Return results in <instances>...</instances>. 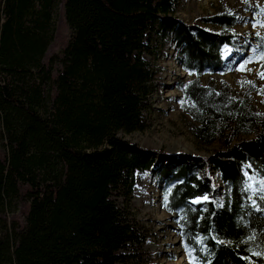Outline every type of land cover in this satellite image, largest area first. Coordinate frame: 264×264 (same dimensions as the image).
<instances>
[{"label": "trees", "instance_id": "1", "mask_svg": "<svg viewBox=\"0 0 264 264\" xmlns=\"http://www.w3.org/2000/svg\"><path fill=\"white\" fill-rule=\"evenodd\" d=\"M178 1L0 0V264L140 261L147 236L113 196L128 205L135 175L155 163L119 138L148 126L152 36L194 75L181 88L193 138L223 146L210 160L221 204L207 165L191 163L157 172L166 210L201 264H264V193L251 196L244 176L264 180V114L249 96L200 84L232 36L179 23Z\"/></svg>", "mask_w": 264, "mask_h": 264}, {"label": "rangeland", "instance_id": "2", "mask_svg": "<svg viewBox=\"0 0 264 264\" xmlns=\"http://www.w3.org/2000/svg\"><path fill=\"white\" fill-rule=\"evenodd\" d=\"M175 17L179 23L232 36L230 47L221 49L223 66L207 71L199 80L203 87L228 89L232 98L248 97L251 105L264 114V0H179ZM218 15L231 18L235 26L220 27L212 19ZM153 51L144 56L151 68L160 71L157 90L150 97V110L146 112L147 128L119 138L145 153L146 159L155 163L148 173L135 175V185L127 205L121 197L113 196L116 205L135 219L147 236L136 264H201L198 257L184 243L179 227V214L166 210L165 193L168 182L158 175L162 169H177L182 165L198 163L216 187L215 200L221 204L224 187L218 175L213 174L210 160L223 151L214 143L200 145L190 132L194 125L186 109L190 105L181 91L182 86L194 79L183 71L177 62L179 54L170 43L160 53L158 36H152ZM241 137L236 140H245ZM202 177V173L199 174ZM245 186L251 196L264 193V180L245 170ZM207 198L192 201L194 206L208 202ZM169 242H167L165 240ZM131 264V261L127 262Z\"/></svg>", "mask_w": 264, "mask_h": 264}, {"label": "snow or ice", "instance_id": "3", "mask_svg": "<svg viewBox=\"0 0 264 264\" xmlns=\"http://www.w3.org/2000/svg\"><path fill=\"white\" fill-rule=\"evenodd\" d=\"M260 75H261L262 78H264V73H261Z\"/></svg>", "mask_w": 264, "mask_h": 264}, {"label": "bare ground", "instance_id": "4", "mask_svg": "<svg viewBox=\"0 0 264 264\" xmlns=\"http://www.w3.org/2000/svg\"><path fill=\"white\" fill-rule=\"evenodd\" d=\"M165 240H166L167 242H169V241L167 240V238H165Z\"/></svg>", "mask_w": 264, "mask_h": 264}]
</instances>
